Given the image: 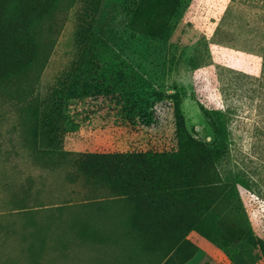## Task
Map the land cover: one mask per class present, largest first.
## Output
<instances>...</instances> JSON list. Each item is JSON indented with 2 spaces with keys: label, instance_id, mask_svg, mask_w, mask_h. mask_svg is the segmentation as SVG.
<instances>
[{
  "label": "rangeland",
  "instance_id": "1",
  "mask_svg": "<svg viewBox=\"0 0 264 264\" xmlns=\"http://www.w3.org/2000/svg\"><path fill=\"white\" fill-rule=\"evenodd\" d=\"M176 1L0 0V51L22 46L0 59V264H123L180 242L194 264H264V75L215 35L231 0ZM231 14L241 25L243 11ZM113 62L145 79L154 106L94 93ZM180 113L192 137L217 144L218 175L194 177L207 153L180 140ZM148 149L176 152L189 184L223 182L168 210L134 194L133 175L84 164Z\"/></svg>",
  "mask_w": 264,
  "mask_h": 264
},
{
  "label": "trees",
  "instance_id": "2",
  "mask_svg": "<svg viewBox=\"0 0 264 264\" xmlns=\"http://www.w3.org/2000/svg\"><path fill=\"white\" fill-rule=\"evenodd\" d=\"M178 1L175 2V6H177ZM235 8L243 11V21L239 26L235 23L231 14L232 9ZM215 35L219 36L223 42L234 43L233 47L237 49L249 51L251 60L261 70L259 71L261 80L264 75V0H231L227 11L216 28ZM239 42L240 45H238ZM21 56L22 46H13L2 53L0 51V59L3 62L1 66H7L14 58ZM120 68L122 75L119 73ZM102 74L103 76L100 79H96L97 82L93 81L94 93H112L113 96L116 93H128L127 98L135 110L140 109L143 105L147 107L154 106L155 95L149 94L148 97L146 93H152V91H145V79H141L135 69L127 62L121 67L116 66L113 62V65H109ZM114 98L112 97L113 100H115ZM150 99H153V101L150 102ZM140 114L146 115L149 113L148 111H141ZM178 118L180 140L189 143L195 151L197 149L206 150L207 153L202 159L198 157V163L192 166L196 171L194 177L198 178L203 174L208 178H212V176L218 175L214 163V154L212 153L216 150L217 144L196 140L188 133L182 113ZM84 164L94 168L93 170L96 173L106 174L107 176L115 175L126 178V175H133L134 180L137 181L135 186L138 189L133 193L136 195L156 194L161 199L162 204L160 206L168 210L183 208V204L179 203H181L180 198L186 197L183 194L186 189L208 186L212 183L219 185L223 182L221 179L201 184H189L182 175L184 169L176 159V152L153 149L133 152H91L88 153ZM129 186L133 185L129 183ZM188 205L187 202L185 207H188ZM157 217L158 220L164 221L163 217Z\"/></svg>",
  "mask_w": 264,
  "mask_h": 264
},
{
  "label": "crops",
  "instance_id": "3",
  "mask_svg": "<svg viewBox=\"0 0 264 264\" xmlns=\"http://www.w3.org/2000/svg\"><path fill=\"white\" fill-rule=\"evenodd\" d=\"M156 240L158 242H161V240H169V239H163L162 237H158ZM175 245V244H174ZM171 246L170 244L168 247ZM152 247V246H151ZM166 246H160V247H152L151 250H133L128 252L129 254L126 261H124L123 264H149L147 261L137 262L133 261V259L138 258H148L152 260V264H194V260L196 257L190 256L191 249H188L186 245L176 244L175 246L168 248ZM166 255H168L166 257ZM187 256H189L187 258ZM167 262V263H166Z\"/></svg>",
  "mask_w": 264,
  "mask_h": 264
}]
</instances>
